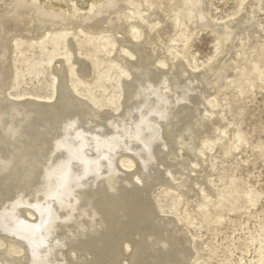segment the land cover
Returning a JSON list of instances; mask_svg holds the SVG:
<instances>
[{
  "label": "bare ground",
  "instance_id": "bare-ground-1",
  "mask_svg": "<svg viewBox=\"0 0 264 264\" xmlns=\"http://www.w3.org/2000/svg\"><path fill=\"white\" fill-rule=\"evenodd\" d=\"M212 2L0 0V264H264V0Z\"/></svg>",
  "mask_w": 264,
  "mask_h": 264
},
{
  "label": "rangeland",
  "instance_id": "rangeland-1",
  "mask_svg": "<svg viewBox=\"0 0 264 264\" xmlns=\"http://www.w3.org/2000/svg\"><path fill=\"white\" fill-rule=\"evenodd\" d=\"M212 1H213L212 2L213 14L214 15L217 14L218 17H220L222 15L225 16L229 11H231L235 7V4H236V0H212ZM261 18H264V16ZM202 31L195 38L194 42L192 43V47H191V52L194 53L198 57V59H205L206 57L211 55V53L213 52V46H214L213 41H214L215 35L212 32H210L209 30H205L203 32ZM261 99H262L261 95L260 96L258 95L257 96L258 101L256 100L253 104L250 105V108H252L251 110L254 112V115H255V118L250 117L251 121L254 119H258L259 117H262V119L264 120V115H260L259 110H258L260 108L262 109L264 106ZM239 156L245 157L244 154L239 155ZM251 166H252V164L245 166V169L247 167V169H250V171H252V173H253L252 178L250 177L248 179V181L251 184H253V183L255 185L257 184L256 185L257 187L259 185V188H264V169L261 167L262 165L261 166L259 165L258 167H256L257 168L256 170H253V168ZM261 172L263 173V175L261 177H259L258 173H261ZM254 176L257 178H255ZM261 184H263V185H261ZM251 222H254V221H251ZM251 227H252V224H251ZM239 232L235 233L233 236L234 237L237 236L236 238H240V237H243L247 233V232H242V231H239ZM208 239H210V238L208 237ZM250 254H252V253H250ZM250 254L247 257H250ZM238 256H239V253H237V256H235L234 258L237 259Z\"/></svg>",
  "mask_w": 264,
  "mask_h": 264
}]
</instances>
